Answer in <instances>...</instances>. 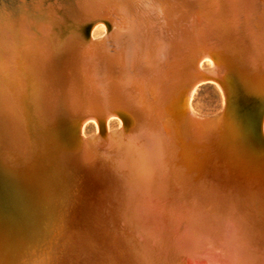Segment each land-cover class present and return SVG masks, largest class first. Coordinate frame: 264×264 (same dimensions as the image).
Instances as JSON below:
<instances>
[{
    "label": "water",
    "instance_id": "water-1",
    "mask_svg": "<svg viewBox=\"0 0 264 264\" xmlns=\"http://www.w3.org/2000/svg\"><path fill=\"white\" fill-rule=\"evenodd\" d=\"M263 114L264 0H0V264H264Z\"/></svg>",
    "mask_w": 264,
    "mask_h": 264
},
{
    "label": "rangeland",
    "instance_id": "rangeland-1",
    "mask_svg": "<svg viewBox=\"0 0 264 264\" xmlns=\"http://www.w3.org/2000/svg\"><path fill=\"white\" fill-rule=\"evenodd\" d=\"M106 32V28L102 25L96 27L94 31L95 36H102ZM208 66V63H205ZM192 104L196 111L203 115H213L219 112L223 106V98L219 90L215 87L213 83H203L195 91ZM113 127L118 126V121L114 120ZM96 131L95 126L89 123L85 130V136L81 134L82 137H89Z\"/></svg>",
    "mask_w": 264,
    "mask_h": 264
},
{
    "label": "bare ground",
    "instance_id": "bare-ground-1",
    "mask_svg": "<svg viewBox=\"0 0 264 264\" xmlns=\"http://www.w3.org/2000/svg\"><path fill=\"white\" fill-rule=\"evenodd\" d=\"M99 25H102L104 28H106V26H105L103 23H97V24H94L93 27H92V29H91V31H90V37H91V38H97V37H100V36H95V35H94V31H95L96 27L99 26ZM105 33H106V32H105ZM105 33H104V34H105ZM102 36H103V35H102ZM205 63H208V66H205ZM211 66H212V60H211L210 58H203V59H201V60L199 61V69H200V70H201V69L209 68V67H211ZM207 82H208V83H213V84L215 85V87H216V88L219 90V92L221 93L222 98H223V102H224L223 92H222V90L220 89L218 83H216V82H214V81H211V80H209V79H204V80L199 81L198 83H196L194 89L192 90V93H191V95H190V97H189L188 105H189V108L193 111V113H195V114H197V115H201V116H213V115H215V114L218 113V112H217V113H215V114H213V115H203V114L199 113L198 111H196V110L194 109V107H193V104H192V98H193V95H194L195 91L197 90V88H198L200 85H202L203 83H207ZM114 120H117V121H118V126H116V127H113V126H112ZM89 123H92V124L95 126V128H96L95 133L92 134L91 136H93V135H95V134L97 133V130H98L97 123L95 122L94 119H88V120H85V121L81 124V134H82L83 136H85V130H86L87 126L89 125ZM119 125H120V118L117 117V116H109V117L106 119V129H107V131L115 130V129H117V128L119 127ZM261 130H262V133L264 134V114H263L262 121H261ZM83 138H87V137H83Z\"/></svg>",
    "mask_w": 264,
    "mask_h": 264
}]
</instances>
